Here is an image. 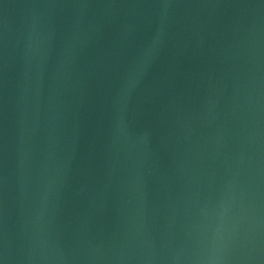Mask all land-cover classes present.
<instances>
[{"label":"water","instance_id":"obj_1","mask_svg":"<svg viewBox=\"0 0 264 264\" xmlns=\"http://www.w3.org/2000/svg\"><path fill=\"white\" fill-rule=\"evenodd\" d=\"M0 264H264V0H0Z\"/></svg>","mask_w":264,"mask_h":264}]
</instances>
